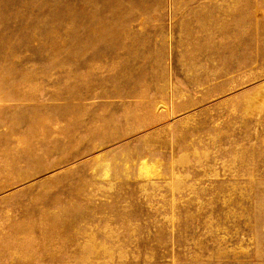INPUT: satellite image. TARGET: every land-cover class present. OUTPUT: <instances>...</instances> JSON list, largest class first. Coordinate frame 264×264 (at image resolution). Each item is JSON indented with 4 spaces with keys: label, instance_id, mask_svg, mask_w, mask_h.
<instances>
[{
    "label": "rangeland",
    "instance_id": "1",
    "mask_svg": "<svg viewBox=\"0 0 264 264\" xmlns=\"http://www.w3.org/2000/svg\"><path fill=\"white\" fill-rule=\"evenodd\" d=\"M0 264H264V0H0Z\"/></svg>",
    "mask_w": 264,
    "mask_h": 264
}]
</instances>
